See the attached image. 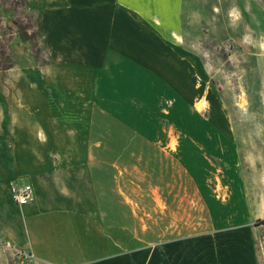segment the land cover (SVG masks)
<instances>
[{"label":"crops","instance_id":"1","mask_svg":"<svg viewBox=\"0 0 264 264\" xmlns=\"http://www.w3.org/2000/svg\"><path fill=\"white\" fill-rule=\"evenodd\" d=\"M181 1L63 0L43 9L51 63L89 71L93 98L83 177L34 180L36 200L22 206L27 249L41 263L259 264L253 217L237 201L209 208L205 184L191 193V182H176V122L166 111L177 63L169 23ZM179 143L191 150L190 135Z\"/></svg>","mask_w":264,"mask_h":264},{"label":"rangeland","instance_id":"2","mask_svg":"<svg viewBox=\"0 0 264 264\" xmlns=\"http://www.w3.org/2000/svg\"><path fill=\"white\" fill-rule=\"evenodd\" d=\"M62 2L0 0V264H43L27 249L25 209L10 183L85 173L91 75L52 64L41 35L43 9ZM176 5V87L166 111L176 122V182H191V193L205 184L209 208L237 201L253 217L264 264V0Z\"/></svg>","mask_w":264,"mask_h":264},{"label":"built area","instance_id":"3","mask_svg":"<svg viewBox=\"0 0 264 264\" xmlns=\"http://www.w3.org/2000/svg\"><path fill=\"white\" fill-rule=\"evenodd\" d=\"M10 194L13 201L20 207L32 203L36 199L35 188L27 181H12Z\"/></svg>","mask_w":264,"mask_h":264},{"label":"trees","instance_id":"4","mask_svg":"<svg viewBox=\"0 0 264 264\" xmlns=\"http://www.w3.org/2000/svg\"><path fill=\"white\" fill-rule=\"evenodd\" d=\"M261 223H264V219L261 220Z\"/></svg>","mask_w":264,"mask_h":264}]
</instances>
